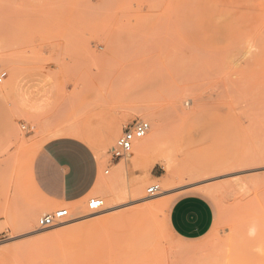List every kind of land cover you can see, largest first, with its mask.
I'll list each match as a JSON object with an SVG mask.
<instances>
[{"label":"rangeland","instance_id":"1","mask_svg":"<svg viewBox=\"0 0 264 264\" xmlns=\"http://www.w3.org/2000/svg\"><path fill=\"white\" fill-rule=\"evenodd\" d=\"M44 62L65 67L57 80L79 93L49 115H21L16 81ZM4 72L0 157L81 131L100 174L55 227L38 221L59 208L12 206L0 264H264V0H0ZM137 118L151 123L147 138L160 130L152 153L145 160L138 140L114 160L118 127ZM16 177L5 184L15 203ZM191 195L215 215L196 240L169 221ZM91 198L105 201L98 212Z\"/></svg>","mask_w":264,"mask_h":264},{"label":"crops","instance_id":"2","mask_svg":"<svg viewBox=\"0 0 264 264\" xmlns=\"http://www.w3.org/2000/svg\"><path fill=\"white\" fill-rule=\"evenodd\" d=\"M63 69L65 67L44 62L41 68L22 74L16 81L13 98L19 114L46 116L54 110L60 98L77 96L79 90L73 79L66 85L57 80L55 72ZM8 77L7 74L6 79ZM121 131L120 126L117 132ZM79 137L62 132L36 146L16 145L7 155L0 157V226L6 224L9 210L15 204L37 211L60 209L91 194L100 174L99 160L84 140L85 134L79 131ZM112 144L113 141H109L104 145ZM14 171L19 184L16 203L12 193L8 196L5 190ZM27 187L33 190L28 198L23 194V188L26 190ZM214 220L211 204L196 195L177 200L169 215L174 232L186 240L206 236L212 230Z\"/></svg>","mask_w":264,"mask_h":264},{"label":"built area","instance_id":"3","mask_svg":"<svg viewBox=\"0 0 264 264\" xmlns=\"http://www.w3.org/2000/svg\"><path fill=\"white\" fill-rule=\"evenodd\" d=\"M7 78V73L1 74L0 82ZM151 131V123L148 120L137 118L132 123L128 124L123 130L122 134L116 141L115 150L112 153L114 160L124 159L129 156L133 149L135 142L142 140L148 136ZM161 192L160 185H153L149 188L148 193L153 196ZM104 206V201L100 198H91L88 201V209L97 212ZM71 217L68 209L60 208L55 212L42 216L39 221L41 229H48L55 227L58 224L67 222Z\"/></svg>","mask_w":264,"mask_h":264},{"label":"bare ground","instance_id":"4","mask_svg":"<svg viewBox=\"0 0 264 264\" xmlns=\"http://www.w3.org/2000/svg\"><path fill=\"white\" fill-rule=\"evenodd\" d=\"M263 34V33H262ZM256 43V42H255ZM147 111H148V113H150L151 111L148 109V108H145ZM159 129L157 130V132H156V130H155V133L149 138H147V137H145L144 139H142L143 140V145H142V147H141V149H140V152H141V155L143 156V158L145 159V160H147L148 158H149V156H150V154L152 153V150H153V148H154V146L156 145V143H157V141H158V138H159ZM131 161H133V158H132V160ZM134 163V162H133ZM121 165V164H120ZM124 169V168H123ZM122 169V170H123ZM149 190V189H148ZM147 190V191H148ZM166 190V189H165ZM143 193H141V197H143V198H145L144 196H145V194L146 193H144L145 191H142ZM162 203H164V202H162ZM104 204H105V201H104ZM162 205V204H161ZM166 206H167V204H165ZM163 206V205H162ZM161 206V207H162ZM164 208V207H163ZM166 209V208H165ZM98 212V211H97Z\"/></svg>","mask_w":264,"mask_h":264}]
</instances>
